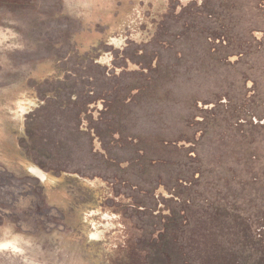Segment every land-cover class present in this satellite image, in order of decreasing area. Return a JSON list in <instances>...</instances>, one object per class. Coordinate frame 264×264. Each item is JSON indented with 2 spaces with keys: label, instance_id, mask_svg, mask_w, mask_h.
Returning a JSON list of instances; mask_svg holds the SVG:
<instances>
[{
  "label": "rangeland",
  "instance_id": "374dc122",
  "mask_svg": "<svg viewBox=\"0 0 264 264\" xmlns=\"http://www.w3.org/2000/svg\"><path fill=\"white\" fill-rule=\"evenodd\" d=\"M263 257L264 0L0 4V264Z\"/></svg>",
  "mask_w": 264,
  "mask_h": 264
},
{
  "label": "trees",
  "instance_id": "16d2710c",
  "mask_svg": "<svg viewBox=\"0 0 264 264\" xmlns=\"http://www.w3.org/2000/svg\"><path fill=\"white\" fill-rule=\"evenodd\" d=\"M6 3H8V0H0V4H6ZM10 3V2H9ZM16 5V6H18L19 4L18 3H16V2H13L12 3V5ZM216 12L212 9V12L210 13L211 15H214ZM195 141H197V140H195ZM190 158V157H189ZM192 165V164H191ZM190 165V166H191ZM188 172H190V170L188 171ZM190 188L189 187H184V196H186V194L188 193H190ZM174 194H175V192H174ZM179 195H182L181 193L179 194ZM189 198H183L182 199V201L181 202H184L185 204H187L188 202H187V200H188ZM171 201H174V197H172L171 198ZM190 207H191V203H190V205H189ZM190 207L188 208V209H186V211L188 212V220L190 221ZM248 207V209L249 210H251V207H254V205H248L247 206ZM237 222L239 223V225L241 224L240 222H239V220H237ZM247 224H249V226H248V228H249V231L253 234V233H255V234H257L256 233V230H255V228H253V227H251V225L252 224H255V222H248ZM148 235V234H147ZM260 263L262 264V260L260 261ZM263 264H264V257H263Z\"/></svg>",
  "mask_w": 264,
  "mask_h": 264
},
{
  "label": "bare ground",
  "instance_id": "6f19581e",
  "mask_svg": "<svg viewBox=\"0 0 264 264\" xmlns=\"http://www.w3.org/2000/svg\"><path fill=\"white\" fill-rule=\"evenodd\" d=\"M30 171H31L34 175H36V176H38V177H40V178H42V179H44V178L47 177L46 174H45V173H44L39 167H37V166L31 165V166H30Z\"/></svg>",
  "mask_w": 264,
  "mask_h": 264
},
{
  "label": "flooded vegetation",
  "instance_id": "af4514ba",
  "mask_svg": "<svg viewBox=\"0 0 264 264\" xmlns=\"http://www.w3.org/2000/svg\"><path fill=\"white\" fill-rule=\"evenodd\" d=\"M35 166V165H34ZM42 170V169H41ZM29 171H30V167H29ZM43 171V170H42ZM31 172V171H30ZM44 172V171H43ZM32 173V172H31ZM45 173V172H44ZM33 174V173H32ZM46 174V173H45ZM34 175V174H33ZM36 176V175H35ZM46 176H47V174H46ZM38 177V176H37ZM40 178V177H39ZM41 180H43V181H45V180H47V177L46 178H44V179H42V178H40Z\"/></svg>",
  "mask_w": 264,
  "mask_h": 264
}]
</instances>
